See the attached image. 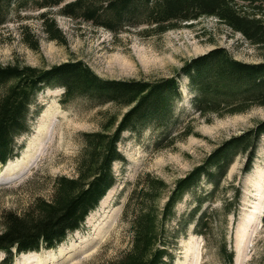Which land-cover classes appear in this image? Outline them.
<instances>
[{"label": "rangeland", "instance_id": "rangeland-1", "mask_svg": "<svg viewBox=\"0 0 264 264\" xmlns=\"http://www.w3.org/2000/svg\"><path fill=\"white\" fill-rule=\"evenodd\" d=\"M25 2L23 7L11 8L0 27L1 66L48 69L64 62L81 61L101 79L156 81L173 76L185 61L215 47L225 48L242 62L256 63L261 59L241 35L207 17L161 35L145 34V26L124 27L115 35L60 16L57 9H52V17L65 40L59 43L49 40L42 30L39 16L47 11L39 9L41 1ZM24 27L37 36V51L25 43ZM179 91L181 97L173 103L167 124L146 125L134 133L123 132L117 147L124 162L112 165L115 184L86 216L81 227L68 233L52 249L41 247L34 252L14 254L13 264H103L117 260L130 248L132 240L130 215H125V209L134 193L136 196L143 188L147 176L164 181L168 187L162 193L161 207L177 179L204 161L222 142L264 119V109L254 108L245 114L211 117L207 123L193 115L192 93L186 88L184 78L179 80ZM62 98L61 87L44 86L30 105L29 130L14 139L18 153L0 165V218L9 211L21 213L36 197L49 199L56 178H74L83 145L81 134L100 130L105 118L118 112L110 104L99 105L85 97L73 98L63 105ZM119 112L122 114L124 110ZM187 125L199 137L183 139ZM9 164L10 177L2 178V171ZM243 164V156L235 158L216 200L208 199L210 186L201 182L176 205L175 217L167 226L169 230H180L179 222L196 213L193 222L186 223L178 232L172 264H190L193 255L198 264H224L219 255L224 242L227 252L233 255L232 264L234 261L264 264V140L259 143L252 168L246 174L242 173ZM232 185L241 190L240 202L235 214L224 216L219 200L223 196L232 200ZM200 196L203 200L198 207L195 197ZM118 209L113 228L96 245L93 237L104 224L107 226L109 216ZM204 211H213L208 238L196 234L194 229V221ZM4 258L0 253V264Z\"/></svg>", "mask_w": 264, "mask_h": 264}, {"label": "trees", "instance_id": "trees-1", "mask_svg": "<svg viewBox=\"0 0 264 264\" xmlns=\"http://www.w3.org/2000/svg\"><path fill=\"white\" fill-rule=\"evenodd\" d=\"M26 0H0V27L11 8L23 7ZM39 16L47 38L65 43L52 9L71 20L103 28L115 35L124 27L145 26V34L161 35L200 18H215L232 33L239 34L261 59L256 63L239 61L222 47L185 61L171 77L156 81L106 80L99 78L81 61L64 62L48 69L31 66L0 65V165L17 155L14 139L29 130V108L44 86L63 89L61 103L85 97L99 105L110 104L119 112L110 113L100 130L81 134L82 149L74 178L53 181L49 199L36 197L21 213L1 215V264H13L12 257L52 249L70 232L78 230L86 216L115 184L112 165L124 162L118 143L125 131L136 132L146 125H165L171 119L173 103L180 99L179 80H186L192 93L193 115L211 122L264 109V0H40ZM24 41L37 51V36L24 27ZM183 139L197 136L192 126L184 128ZM264 140V119L217 146L200 164L177 179L160 207L165 182L147 176L143 188L131 197L125 209L130 215V248L117 260L103 264H172L178 232L193 222L195 211L179 222L180 230H169L175 207L185 195L204 182L210 186L208 199L216 200L223 179L238 156L244 157L242 173L252 168L257 147ZM174 140H172L173 142ZM171 142V143H172ZM141 182V181H140ZM138 184V183H137ZM232 200L223 196L224 216L235 214L241 190L232 185ZM134 197V199H133ZM198 207L203 198L195 197ZM131 201L133 204H131ZM137 202V203H136ZM136 203V204H135ZM234 207V210H231ZM212 213L202 212L195 222V233L209 236ZM224 264H232L233 255L225 242L219 249Z\"/></svg>", "mask_w": 264, "mask_h": 264}, {"label": "bare ground", "instance_id": "bare-ground-1", "mask_svg": "<svg viewBox=\"0 0 264 264\" xmlns=\"http://www.w3.org/2000/svg\"><path fill=\"white\" fill-rule=\"evenodd\" d=\"M141 61L144 63L143 58L141 57ZM151 62V61H150ZM149 62V63H150ZM153 63V62H152ZM14 170V169H13ZM12 171V168L10 169V164L7 165V168H5L2 171V178H8L10 177V174ZM119 215V209L118 210H114L111 215L109 216L108 220H107V226L104 224L102 228H100V230L96 233V236L93 237L92 241L96 244L100 243L102 241V239H104L108 232L113 228L115 220L117 218V216ZM90 243V242H89ZM96 244V245H97ZM94 249V248H93ZM192 259L190 260V264H198V260L197 257L195 255H193L191 257ZM234 264H241L240 261H234Z\"/></svg>", "mask_w": 264, "mask_h": 264}]
</instances>
